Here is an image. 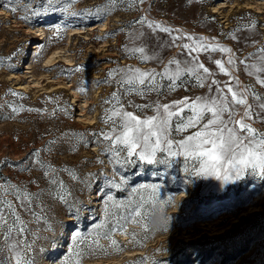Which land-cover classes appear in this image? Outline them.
<instances>
[{"label":"rangeland","instance_id":"1","mask_svg":"<svg viewBox=\"0 0 264 264\" xmlns=\"http://www.w3.org/2000/svg\"><path fill=\"white\" fill-rule=\"evenodd\" d=\"M141 17L172 31H153L137 23ZM182 35L178 44L206 37L231 49L211 57L264 101L257 82L264 71L249 74L253 64L264 68V0H0V183L35 194L39 219L21 210L31 264H264V178L245 173L226 183L196 176L194 162L181 156L149 164L123 162L121 152L116 163L101 135L111 131L107 117L119 108L114 92L124 110L141 117L153 115L157 103L207 93L188 73L183 86L170 91L164 78L158 92L143 96L126 93L119 73L109 75L128 66L174 69L170 59H188L168 46ZM135 47L162 63L126 50ZM193 55L215 73L211 79L229 82L206 53ZM248 102L258 103L251 95ZM256 111L247 122L264 133V112ZM166 156L157 152L161 161Z\"/></svg>","mask_w":264,"mask_h":264},{"label":"snow or ice","instance_id":"2","mask_svg":"<svg viewBox=\"0 0 264 264\" xmlns=\"http://www.w3.org/2000/svg\"><path fill=\"white\" fill-rule=\"evenodd\" d=\"M49 3H52V0H49ZM137 23L142 25L147 23L153 31L159 29L169 34L172 31L166 27L161 28L156 22L147 21L145 17H141ZM142 35L144 33L141 32L133 38L136 39ZM182 39L183 35L172 37L168 46L179 47L188 59L183 61L175 57L170 59L168 65H175L172 70L167 65L161 72L155 69L141 70L128 66L111 70L109 75L119 73L117 83L122 88L125 85L128 86L125 89L126 93L135 92L143 96L150 92H158L161 87L160 79L167 78L170 81L167 84L170 91L183 86L182 77L188 73V78H194L197 86L207 87V93L204 96L183 97L171 103H157L153 115L141 117L124 110V105L120 103L119 96L114 92L112 98L119 104V108L107 117V121L112 124L111 131L101 134L104 140L110 142L111 147L108 151L117 157L116 163H121V152L126 154L123 162H132L135 158L149 164L159 162L167 164L171 163L170 158L181 156L186 163L189 160L194 162L193 173L196 176L214 177L226 183L241 178L245 173L264 178V133L247 122L260 115L256 108L264 112L262 97L250 88H239L238 78L225 67V63L211 57L212 52L217 50L231 52V49L219 44L206 43V37L197 39L189 36L188 39L192 43L178 44L177 41ZM126 50L133 55L139 53L141 60L156 59L162 63L159 57L146 55L144 47ZM200 52L206 53L218 70L229 76V82L211 79L215 73L210 71L197 55H193ZM260 52L262 55L259 60L264 63V49ZM226 63L234 65L235 61L229 58ZM250 67L254 69L249 73L250 75L264 71V68L257 67L256 64ZM205 80L209 82L205 84ZM257 82L264 85V79L257 77ZM233 83L237 85L235 90ZM222 84L223 87H221ZM225 89H227L226 92ZM249 95L258 102L255 106L248 102ZM134 107L138 110L152 109L153 105L137 104ZM186 109L190 114L185 115ZM190 129L196 130L189 132ZM185 132L189 134L182 139L173 138V133ZM157 152L167 153L163 161L157 158ZM51 171L54 173L55 169L51 168ZM45 175L47 176L48 173L46 172ZM51 183L61 188L63 186V182H58L54 177ZM155 187L153 186L154 190ZM9 196H14L15 202L8 199ZM34 196L35 194L27 192L26 189L9 186L7 182L0 183V252L6 254L3 259H0V264H31L29 254L32 245L28 243L25 236L28 232V221L21 216V210H26L39 219L32 208ZM60 199L66 200V196L61 195ZM111 243L115 245L117 242L112 240Z\"/></svg>","mask_w":264,"mask_h":264},{"label":"bare ground","instance_id":"3","mask_svg":"<svg viewBox=\"0 0 264 264\" xmlns=\"http://www.w3.org/2000/svg\"><path fill=\"white\" fill-rule=\"evenodd\" d=\"M94 28V27H93ZM43 36H40V39H42ZM42 45L41 42H36L34 43L31 48L35 50V53L39 52V50L41 49ZM30 67L29 65H26V67Z\"/></svg>","mask_w":264,"mask_h":264}]
</instances>
